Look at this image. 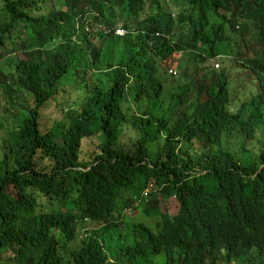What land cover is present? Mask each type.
Returning <instances> with one entry per match:
<instances>
[{"label":"trees","instance_id":"trees-1","mask_svg":"<svg viewBox=\"0 0 264 264\" xmlns=\"http://www.w3.org/2000/svg\"><path fill=\"white\" fill-rule=\"evenodd\" d=\"M19 52L0 264H264V0H0ZM67 85L83 102L47 129Z\"/></svg>","mask_w":264,"mask_h":264},{"label":"rangeland","instance_id":"rangeland-1","mask_svg":"<svg viewBox=\"0 0 264 264\" xmlns=\"http://www.w3.org/2000/svg\"><path fill=\"white\" fill-rule=\"evenodd\" d=\"M118 28H122V23L118 22ZM125 30V29H124ZM97 45H100L99 41H96ZM109 47V45H107ZM115 53V51H114ZM5 58L0 60V84L6 80L5 76H12L14 75L15 66L16 63H18L20 60L25 59V56L21 54L20 52L17 54L12 55H5ZM177 61H171L169 64H171L170 67H173L174 64H176ZM208 65L212 66L215 64L213 60H210ZM178 71V70H177ZM4 74V76L2 75ZM174 78H171L172 80H175L177 76H173ZM71 80L69 78L65 79L64 83H69ZM91 84V83H90ZM1 88V87H0ZM9 89V88H7ZM66 93L60 94L58 97V100L62 102H69V105L67 106L68 109H66L64 112L59 106H56L55 104H52L48 111H44V125L47 129L54 127L56 124L64 120L65 113L69 109L72 111L77 110L82 102H83V96L81 95L82 92L76 89L75 86L67 85L65 86ZM10 92V90H9ZM12 100L17 97V95L14 92H11ZM9 93H6L5 90L2 88L0 89V143L2 140L6 137L7 131L14 126L13 119L17 112H14L13 115L10 112V108H12L11 99H8ZM169 97V96H167ZM31 102V100H29ZM75 103V104H73ZM58 104V103H57ZM73 104V105H71ZM169 101L166 100L162 107L165 109L168 107ZM71 105V108L69 106ZM99 143H101V138L93 137L87 141H85L84 146L82 148V162H88L90 160V156L98 151ZM162 200V199H161ZM71 208V206H69ZM178 202L175 198L168 202H164L163 206L161 208V211L169 210L171 214H175L178 212ZM132 214V213H130ZM130 222L136 223V222H145L149 227L152 229L156 227L155 219H146L143 214H135L134 216H130L128 218ZM88 227L91 226H87ZM80 233H83V230H80Z\"/></svg>","mask_w":264,"mask_h":264},{"label":"built area","instance_id":"built-area-1","mask_svg":"<svg viewBox=\"0 0 264 264\" xmlns=\"http://www.w3.org/2000/svg\"><path fill=\"white\" fill-rule=\"evenodd\" d=\"M128 35V32L122 28H118L117 31H116V36L120 37V38H124ZM214 68H218V63H216L214 65ZM168 73L170 76H177V70L174 69V68H171L168 70Z\"/></svg>","mask_w":264,"mask_h":264}]
</instances>
